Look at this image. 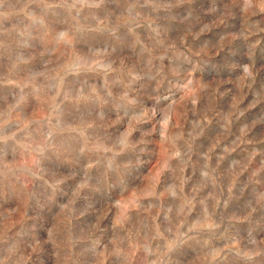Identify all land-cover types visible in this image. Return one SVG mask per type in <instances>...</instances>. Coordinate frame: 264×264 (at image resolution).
Here are the masks:
<instances>
[{"label":"rangeland","instance_id":"1","mask_svg":"<svg viewBox=\"0 0 264 264\" xmlns=\"http://www.w3.org/2000/svg\"><path fill=\"white\" fill-rule=\"evenodd\" d=\"M156 2L173 7L166 13L164 9L153 11L144 0H104L99 8L77 3L69 9L62 6V0H48L52 7L43 28L29 22V16L41 14L44 6L40 0H2L0 134L16 133L15 140H22L24 132L18 129L28 123L25 132L32 139L38 141L51 131L59 146L60 140L75 137L81 145L87 142L93 149L89 155H93L110 145L96 144L89 129L61 131L69 108L67 102L61 103L63 93L75 83L68 69L80 70L86 59L85 46L91 49L89 57L104 63L97 72L80 71V79L96 83L102 97L105 78L116 94L123 85L136 90L137 76L159 79L157 73L162 72L161 103L151 122L156 131L139 145L144 152L137 149L139 164L133 162L139 168L136 179H129L133 168L109 173L108 185L115 177L121 184L119 192L102 201L93 217L86 218L96 225L97 251L103 253L96 264H264V99L254 103V91L264 78V0ZM188 10L191 25L167 19L169 13L186 14ZM73 17L88 25V30L75 28ZM229 50L238 53L235 62L225 71L209 75L207 65ZM189 62L195 66L194 72L175 71ZM246 64L259 70L255 83L245 78ZM109 66L113 71L105 76ZM57 74L64 82L60 96L54 87ZM54 96L58 109L52 103ZM172 101H176L172 119L162 131L156 120L162 119L161 109ZM94 108L95 104H88L81 110L86 113ZM205 115L207 121L189 159L184 141L194 125L199 131L198 122ZM181 132L183 140L173 139ZM15 140L0 142L5 163L20 160L19 151L13 152ZM177 149L181 158L172 156ZM60 155L66 162L73 159L69 151L61 150ZM205 170L210 173L207 180L201 176ZM65 184L74 188L70 180L61 187ZM88 194V190L81 192L75 207ZM66 203L71 205V199ZM30 204L18 205L21 214ZM117 237L123 238L120 247L125 255L120 257L113 254L111 243ZM249 251L258 254L246 259L242 253Z\"/></svg>","mask_w":264,"mask_h":264},{"label":"clouds","instance_id":"2","mask_svg":"<svg viewBox=\"0 0 264 264\" xmlns=\"http://www.w3.org/2000/svg\"><path fill=\"white\" fill-rule=\"evenodd\" d=\"M40 2L44 6L41 14L29 16V22L36 23L37 27L46 28L45 16L52 5L48 0H40ZM182 2L183 0H177V3ZM247 2L250 3V0ZM77 3L82 7L88 5L99 8L104 0H73L72 4H69L68 0H62V6L69 9L75 8ZM144 4L153 11L164 9L166 13L173 7L171 3H157L156 0H144ZM139 15L137 13L138 17ZM72 19L75 20V28L81 31L88 30V25L81 24L75 17ZM92 19L96 17L93 15ZM167 19L178 21L183 25H191L193 22L190 10L186 14L169 13ZM98 23L102 24L103 21ZM149 28H152L151 22ZM152 31L156 32V29L152 28ZM184 39L185 37H180L181 42ZM220 39L223 40L224 37ZM85 49L86 59L81 62L80 70L74 66L68 69L75 77V83L70 91L63 93L61 103L67 102L66 106L69 108L66 125L61 131L71 133L89 129L92 133L91 140L98 145L110 146L89 155L93 149L89 148L87 142L81 145L76 142L75 137H71L60 140L57 146L51 131L37 141L31 138L30 132H25L28 123L18 129L24 132L22 140H15L16 133L11 136L0 134V142L15 140L17 147L13 152L19 151L20 154V160L14 163H5L3 156L0 155V264H84L85 260L89 264H96L103 253L97 251L100 241L95 237L96 225L91 224V219L86 218L93 217L94 210L102 201L112 199L119 192L121 184L115 177L111 185H108L109 173L115 174L122 168H133V172L129 173V179L130 181L136 179L139 168L134 167L133 162L139 164L137 149L144 142V138L156 131L155 124L151 122L157 117V109L161 103V88L164 86L162 72L157 73L159 79L153 76H137L136 90L129 85H123L116 94L110 90L109 82L105 78L102 85L105 96L102 97L96 83H87L80 79V71L97 72L104 63L94 56H88V52L91 51L88 45ZM237 54L236 51H226L224 57L207 65L209 75L225 71L235 62ZM110 71L113 69L109 66L105 76ZM175 71L178 74L194 72L195 66L189 62L187 65L182 64ZM244 73L246 79L255 83L259 70H254L252 66L246 64ZM53 79L56 80L54 85L56 96H60V89L64 87L63 79L59 78V74ZM120 82L123 84V81ZM262 92H264V78L259 81L257 90L254 91V103L264 99ZM164 99L169 98L164 97ZM55 100L56 97H52V103L58 109L60 104ZM193 102L195 103V100ZM88 104H95V108L85 113L81 109ZM175 104L176 101H172L161 109L162 119L156 120V124L161 125L162 131H164L163 126L171 122ZM63 111L65 115V109ZM205 121L207 115L198 122L199 131L194 125L188 133V139L184 141L185 154L189 159L192 145L196 137L202 133ZM57 123L59 124V121ZM137 133L138 135H134ZM163 138L168 139L167 136ZM173 139L183 140V133H177ZM61 150L71 152L73 159L66 162L60 155ZM139 151L144 152L145 148H139ZM203 155L207 166L208 155L206 153ZM172 156L181 158L182 153L177 149ZM201 176L207 180L210 178V173L205 170L201 172ZM211 179L215 181L214 177ZM69 180L72 181L74 188L67 184L62 188L61 184ZM106 186L110 187L111 191H106ZM84 190H88L89 194L81 200L78 207H75L76 199ZM169 192L172 196L176 195L171 188ZM70 199L71 205L66 203ZM28 201L31 202L30 207H26L21 214L18 205H26ZM151 207L153 205H149V208ZM73 220L76 222L73 223ZM122 239L117 237L111 241L114 246L113 254L117 257L125 255L120 247ZM104 251L107 249L105 248ZM257 254L253 251L242 253L249 260ZM152 264L156 262L153 261Z\"/></svg>","mask_w":264,"mask_h":264}]
</instances>
